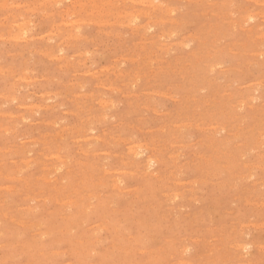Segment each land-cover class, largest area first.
I'll use <instances>...</instances> for the list:
<instances>
[{"label": "rangeland", "instance_id": "1", "mask_svg": "<svg viewBox=\"0 0 264 264\" xmlns=\"http://www.w3.org/2000/svg\"><path fill=\"white\" fill-rule=\"evenodd\" d=\"M0 33V264H264V0H0Z\"/></svg>", "mask_w": 264, "mask_h": 264}, {"label": "bare ground", "instance_id": "2", "mask_svg": "<svg viewBox=\"0 0 264 264\" xmlns=\"http://www.w3.org/2000/svg\"><path fill=\"white\" fill-rule=\"evenodd\" d=\"M126 1V0H125ZM135 1V0H134ZM140 1H144V0H140ZM146 1V0H145ZM159 1V0H158ZM161 1V0H160ZM87 2V1H86ZM133 2V1H132ZM136 2H137V0H136ZM205 2V1H204ZM58 3V2H57ZM62 3V2H61ZM107 3V2H106ZM120 3V2H119ZM129 3V2H128ZM212 3V2H211ZM95 4V3H94ZM134 4V3H133ZM143 3H141V5H142ZM206 4V3H205ZM204 4V5H205ZM214 4V3H213ZM96 5V4H95ZM123 5V4H122ZM131 5V4H130ZM222 5V4H221ZM56 6V5H55ZM134 6V5H133ZM159 6V5H158ZM137 7V6H136ZM161 7V6H160ZM185 7V6H184ZM124 8V7H123ZM148 8V7H147ZM230 8V7H229ZM32 9V8H31ZM114 9V8H113ZM119 9V8H118ZM121 9V8H120ZM142 9V8H141ZM163 9V8H162ZM213 9V8H212ZM63 10V9H62ZM76 10V9H75ZM78 10V9H77ZM129 10V9H128ZM166 10V9H165ZM174 10V9H173ZM57 11V10H56ZM64 11V10H63ZM125 11V10H124ZM55 12V11H54ZM132 12V11H131ZM208 12V11H207ZM53 13V12H52ZM142 13V12H141ZM217 13V12H216ZM215 13V14H216ZM254 13V12H253ZM72 14V13H71ZM203 14V13H202ZM249 14V13H248ZM256 14V13H255ZM104 15V14H103ZM151 15V14H150ZM165 15V14H164ZM205 15V14H204ZM223 15V14H222ZM253 15V14H252ZM71 16V15H70ZM137 16H141L140 14L139 15H137ZM210 16V15H209ZM50 17V16H49ZM63 17V16H62ZM171 17H172V15H171ZM170 17V18H171ZM251 17V16H250ZM104 18V17H103ZM124 18V17H123ZM131 18V17H130ZM134 18V17H133ZM136 18V17H135ZM139 18V17H138ZM160 18V17H159ZM173 18V17H172ZM223 18V17H222ZM245 18V17H244ZM129 19V18H128ZM28 20V19H27ZM90 20V19H89ZM88 20V21H89ZM102 20V19H101ZM130 20V19H129ZM137 20V19H136ZM153 20V19H152ZM162 20V19H161ZM164 20V19H163ZM91 21V20H90ZM135 21V20H134ZM157 21V20H156ZM169 21V20H168ZM224 21V20H223ZM247 21V20H246ZM29 22V21H28ZM61 22V21H60ZM110 22H113V21H110ZM109 22V23H110ZM126 22V21H125ZM133 22V21H132ZM131 22V23H132ZM166 22V21H165ZM116 23V22H115ZM155 23V22H154ZM182 23V22H181ZM218 23V22H217ZM248 23V22H247ZM16 24V23H15ZM119 24V23H118ZM151 24V23H150ZM159 24V23H158ZM171 24H172V22H171ZM125 25V24H124ZM204 25V24H203ZM111 26V25H110ZM145 27H147V26H145ZM155 27V26H154ZM214 27V26H213ZM247 27V26H246ZM144 28V27H143ZM142 28V29H143ZM251 28V27H250ZM214 29V28H213ZM249 29V28H248ZM100 30V29H99ZM104 30V29H103ZM60 31V30H59ZM111 31V30H110ZM114 31V30H113ZM145 31V30H144ZM55 32V31H54ZM165 32V31H164ZM172 32V31H171ZM231 32H234V31H231ZM150 33V32H149ZM175 33V32H174ZM1 34V33H0ZM172 34V33H171ZM176 34V33H175ZM175 34H174V36H175ZM263 34V33H262ZM1 35H3V34H1ZM50 35V34H49ZM115 35H116V33H115ZM151 35V34H150ZM55 36H56V34H55ZM158 36V35H157ZM30 37V36H29ZM95 37V36H94ZM49 38V37H48ZM52 38V37H51ZM170 38V37H169ZM196 39V38H195ZM26 40V39H25ZM205 40V39H204ZM212 40V39H211ZM223 40V39H222ZM188 41V40H187ZM78 42V41H77ZM189 42V41H188ZM252 42V41H251ZM134 43H136V42H134ZM181 43H183V42H181ZM187 43V42H186ZM215 43V42H214ZM217 43V42H216ZM215 43V44H216ZM174 44V43H173ZM261 44V43H260ZM244 45V44H243ZM242 46V45H241ZM136 47V46H135ZM159 47V46H158ZM177 47V46H176ZM207 47V46H206ZM157 48V47H156ZM229 48V47H228ZM158 49V48H157ZM261 49V48H260ZM60 50V49H59ZM224 50V49H223ZM232 50V49H231ZM120 51V50H119ZM44 52V51H43ZM63 52V51H62ZM156 52V51H155ZM30 53V52H29ZM85 53V52H84ZM169 53V52H168ZM255 53V52H254ZM159 54V53H158ZM54 55V54H53ZM56 55V54H55ZM195 55V54H194ZM211 55V54H210ZM239 55H240V53H239ZM49 56V55H48ZM130 56V55H129ZM217 56V55H216ZM157 57H158V55H157ZM67 58V57H66ZM131 58V57H130ZM73 59V58H72ZM125 59V58H124ZM145 59V58H144ZM149 59V58H148ZM177 59V58H176ZM204 59V58H203ZM130 60V59H129ZM132 60H133V58H132ZM153 61V60H152ZM162 61V60H161ZM153 65V64H152ZM221 65V64H220ZM165 66V65H164ZM118 67V66H117ZM148 67V66H147ZM210 67V66H209ZM108 68V67H107ZM151 68V67H150ZM184 68V67H183ZM75 69V68H74ZM161 69V68H160ZM185 69V68H184ZM102 70V69H101ZM182 70V69H181ZM33 71V70H32ZM139 71V70H138ZM7 72V71H6ZM126 72V71H125ZM144 73V72H143ZM143 73H142V75H143ZM157 73V72H156ZM118 74V73H117ZM96 75V74H95ZM158 75V74H157ZM226 75V74H225ZM24 77V76H23ZM139 77V76H138ZM147 78H148V76H146ZM22 78V77H21ZM25 78V77H24ZM158 78V77H157ZM19 79V78H18ZM136 79V78H135ZM219 79V78H218ZM146 80V79H145ZM256 82V81H255ZM98 85V84H97ZM147 85V84H146ZM145 86V85H144ZM180 86V85H179ZM230 87V86H229ZM18 88V87H17ZM126 88V87H125ZM250 88V87H249ZM118 89V88H117ZM251 89V88H250ZM256 89V88H255ZM128 90H129V88H128ZM258 90V89H257ZM85 93V92H84ZM158 93V92H157ZM3 94V93H2ZM123 94V93H122ZM160 94V93H159ZM103 96V95H102ZM108 96V95H107ZM106 96V97H107ZM231 96V95H230ZM255 96V95H254ZM4 97V96H3ZM147 97V96H146ZM7 98V97H6ZM92 98V97H91ZM129 99V98H128ZM172 99V98H171ZM254 99V98H253ZM12 100H13V97H12ZM135 103V102H134ZM151 103V102H150ZM83 104V103H82ZM18 106V105H17ZM34 106H35V104H34ZM33 106V107H34ZM78 106V105H77ZM152 107V106H151ZM154 108V107H153ZM198 108V107H197ZM109 109V108H108ZM156 109V108H155ZM157 110V109H156ZM91 112V111H90ZM154 112V111H153ZM160 112V111H159ZM35 113V112H34ZM92 113V112H91ZM9 116V115H8ZM58 118V117H57ZM29 120V119H28ZM101 120V119H100ZM175 122V121H174ZM222 122V121H221ZM45 123V122H44ZM17 124V123H16ZM21 124V123H20ZM55 125V124H54ZM180 125V124H179ZM91 126V125H90ZM143 126V125H142ZM193 126V125H192ZM207 126V125H206ZM215 126V125H214ZM226 126V125H225ZM62 129V128H61ZM223 129V128H222ZM90 130V129H89ZM171 131V130H170ZM81 132H82V130H81ZM175 132V131H174ZM204 133V132H203ZM49 134V133H48ZM244 134V133H243ZM154 136V135H153ZM246 136V135H245ZM96 137V136H95ZM152 137V136H151ZM99 138V137H98ZM120 139V138H119ZM122 139V138H121ZM234 140V139H233ZM136 144V143H135ZM140 144V143H139ZM130 145H132V144H130ZM146 145V144H145ZM173 145V144H172ZM186 145V144H185ZM248 145V144H247ZM258 146V145H257ZM134 148V147H133ZM138 149V148H137ZM151 149V148H150ZM161 149V148H160ZM180 151V150H179ZM86 152V151H85ZM93 152V151H92ZM102 152V151H101ZM134 152V151H133ZM56 153V152H55ZM135 154H137L138 152H134ZM249 154V153H248ZM179 156V155H178ZM202 156V155H201ZM60 157V156H59ZM161 157V156H160ZM211 157V156H210ZM219 157V156H218ZM228 157V156H227ZM247 157V156H246ZM61 158V157H60ZM212 158V157H211ZM230 158V157H229ZM228 158V159H229ZM232 158V157H231ZM30 159H31V157H30ZM178 159V158H177ZM216 159V158H215ZM147 160V159H146ZM208 160V159H207ZM122 161H123V159H122ZM206 161V160H205ZM123 162H126V161H123ZM147 162V161H146ZM238 162V161H237ZM196 164V163H195ZM32 165V164H31ZM175 165V164H174ZM247 165V164H246ZM136 167H137V165H136ZM54 173V172H53ZM132 173H134V172H132ZM143 174H144V172H143ZM146 174V173H145ZM174 174V173H173ZM175 176V175H174ZM208 176V175H207ZM11 177V176H10ZM240 177V176H239ZM253 177V176H252ZM50 180V179H49ZM63 181V180H62ZM224 181V180H223ZM177 182V181H176ZM255 182V181H254ZM119 183V182H118ZM175 184V183H174ZM119 185V184H118ZM8 186V185H7ZM113 187V186H112ZM253 187V186H252ZM8 189V188H7ZM78 193V192H77ZM239 197V196H238ZM190 198H192V197H190ZM245 199V198H244ZM65 201V200H64ZM77 202V201H76ZM253 202V201H252ZM249 204V203H248ZM262 205V204H261ZM171 208V207H170ZM84 209V208H83ZM82 209V210H83ZM6 214V213H5ZM14 219V218H13ZM18 222V221H17ZM82 222V221H81ZM23 225V224H22ZM35 233V232H34ZM198 239V238H197ZM234 241V240H233ZM237 244V243H236ZM186 248V247H185ZM249 262V261H248ZM179 263V262H178ZM187 263V262H186ZM184 264V263H183ZM251 264V263H250Z\"/></svg>", "mask_w": 264, "mask_h": 264}]
</instances>
